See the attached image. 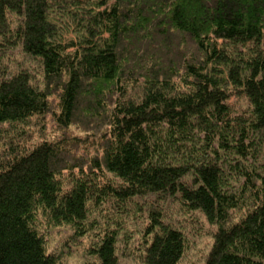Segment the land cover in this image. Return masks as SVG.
<instances>
[{
	"label": "trees",
	"instance_id": "1",
	"mask_svg": "<svg viewBox=\"0 0 264 264\" xmlns=\"http://www.w3.org/2000/svg\"><path fill=\"white\" fill-rule=\"evenodd\" d=\"M168 204L215 227L204 264H264V0H0V264H62L41 225L119 264L136 216L177 264Z\"/></svg>",
	"mask_w": 264,
	"mask_h": 264
},
{
	"label": "rangeland",
	"instance_id": "2",
	"mask_svg": "<svg viewBox=\"0 0 264 264\" xmlns=\"http://www.w3.org/2000/svg\"><path fill=\"white\" fill-rule=\"evenodd\" d=\"M154 48L156 47H153V49ZM8 61L7 64H11L10 67H14L15 63L22 62L23 59L21 56L12 55ZM30 70L32 71L34 68L32 67ZM34 75L36 81L41 82V75ZM82 99L83 98H81V100ZM46 127L45 136L48 138L51 135L56 134L57 137L61 134L60 132H56L55 126L52 125V123H48ZM77 133V130L72 129V135ZM103 209V213L99 218L100 225L103 224V218L106 219L105 213H111L112 208L107 205ZM232 218L235 219L234 216H232ZM165 219L169 223H174L176 226H179L184 234L185 249L177 264H204L212 245L215 227L209 225L200 213H183L176 204H168L165 206ZM145 222L143 216H136L133 220H126V235L124 237L127 238L128 235H130V238H128L126 249L120 246V250H118L119 264H142L140 260V252L142 251L140 232L146 224ZM40 230L46 239L47 250L57 255L62 264H84L87 261L97 262L95 256L92 257L89 255V246L93 243L91 236L83 238L82 240H75L71 237V231L68 228H45L41 225ZM122 244L123 241L121 242V245ZM123 249H125V254H121V250Z\"/></svg>",
	"mask_w": 264,
	"mask_h": 264
}]
</instances>
